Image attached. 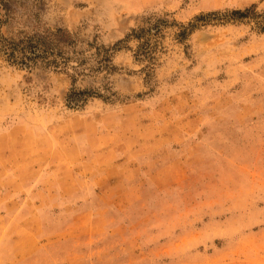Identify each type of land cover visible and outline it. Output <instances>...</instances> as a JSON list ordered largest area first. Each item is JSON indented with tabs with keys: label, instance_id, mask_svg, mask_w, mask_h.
I'll use <instances>...</instances> for the list:
<instances>
[{
	"label": "rangeland",
	"instance_id": "rangeland-1",
	"mask_svg": "<svg viewBox=\"0 0 264 264\" xmlns=\"http://www.w3.org/2000/svg\"><path fill=\"white\" fill-rule=\"evenodd\" d=\"M11 4L116 68L0 53V264H264V0Z\"/></svg>",
	"mask_w": 264,
	"mask_h": 264
},
{
	"label": "trees",
	"instance_id": "trees-1",
	"mask_svg": "<svg viewBox=\"0 0 264 264\" xmlns=\"http://www.w3.org/2000/svg\"><path fill=\"white\" fill-rule=\"evenodd\" d=\"M13 15L11 0H0V53L10 63L30 67L41 62L45 66L62 69L70 66L76 75L93 70L107 73L116 68L109 47L96 45L95 50L89 52L73 33L62 27L13 31L10 27ZM2 25H6L9 34L2 32ZM90 59L94 63H88Z\"/></svg>",
	"mask_w": 264,
	"mask_h": 264
}]
</instances>
